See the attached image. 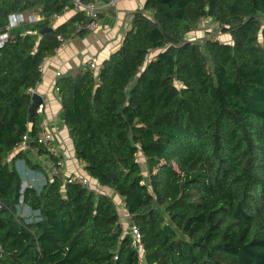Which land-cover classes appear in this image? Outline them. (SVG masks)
Here are the masks:
<instances>
[{
  "label": "trees",
  "instance_id": "obj_1",
  "mask_svg": "<svg viewBox=\"0 0 264 264\" xmlns=\"http://www.w3.org/2000/svg\"><path fill=\"white\" fill-rule=\"evenodd\" d=\"M72 5L0 0V32L9 13L40 16L0 47V264H264V0H145L97 70L57 78L75 156L120 202L13 152L25 133L36 144L31 90L57 36L89 30L83 11L51 24ZM207 17L230 41L187 38ZM17 161L46 176L22 192L29 221Z\"/></svg>",
  "mask_w": 264,
  "mask_h": 264
},
{
  "label": "crops",
  "instance_id": "obj_2",
  "mask_svg": "<svg viewBox=\"0 0 264 264\" xmlns=\"http://www.w3.org/2000/svg\"><path fill=\"white\" fill-rule=\"evenodd\" d=\"M144 2L145 0H116L114 5H104L98 18V26L94 30H88L84 36L68 38L44 63L41 80L34 91L41 95V101L44 102L43 118L49 127L56 131L55 143L60 145L65 169L73 175L88 176L75 156L72 142L60 118L59 95L54 90L57 78L81 70L86 66L89 56H95L98 63L106 59L119 47L133 12L142 9ZM72 14L73 12L66 11L58 17L56 24L66 21ZM56 72H59V75H56ZM16 164L19 171L25 170L24 164L19 161ZM24 174L34 177L38 185L42 184V179L36 172L31 174L25 170ZM102 188L106 187L101 186L100 190ZM112 199L120 202L118 195L113 194Z\"/></svg>",
  "mask_w": 264,
  "mask_h": 264
},
{
  "label": "built area",
  "instance_id": "obj_3",
  "mask_svg": "<svg viewBox=\"0 0 264 264\" xmlns=\"http://www.w3.org/2000/svg\"><path fill=\"white\" fill-rule=\"evenodd\" d=\"M116 0H106L100 1V0H93L89 2H82V0H72V7L69 9V11L75 13L78 11H83L85 15L88 17L89 22L86 24V27L89 30H94L98 26V14L102 11V8L104 5H114ZM68 11V10H66ZM66 11H64L61 15H63ZM60 15H53L51 17V24L54 25L56 23V20L58 19ZM40 19V16L35 13H28L23 14L21 12H12L9 13L7 16V24L5 26V30L0 32V47L4 44V42L8 38V31L19 25L23 21H37ZM207 19V18H203ZM58 40L60 41L59 48L62 47L65 42L68 40V38H65L61 35L57 36ZM150 57V55H146V58ZM86 65L92 69L97 70L99 68V64L96 60L95 56H89L86 60ZM43 64L40 65L42 68ZM56 75H59V72H56ZM54 90L57 92L58 87L55 84ZM35 92L34 89L31 90V93ZM36 112L39 113L42 116V119L39 122V130L37 131L36 138H35V145H31L29 142V135L28 133H25L22 136L21 141L14 147L13 152H17L19 150H24L29 153V155L37 160L40 165L43 167V169L46 170V174L48 177H59L61 180L65 182H76L80 183L82 186L87 188H92L96 191H102L100 190V185L96 181H92L89 176L85 175H73L65 169L64 166V160L61 154V149L59 148L60 145L56 144L55 134L56 131L52 130L49 125L46 123L45 119L43 118V112H44V102H40L36 105ZM40 148L43 150L42 153H39ZM79 164L82 165L83 163L81 160H78ZM24 164V163H23ZM83 166V165H82ZM25 170L31 174H33V170L28 169L25 167ZM21 171V176L25 179H27L26 182H29L34 187L35 185L30 181L31 177L24 174V171ZM38 176L42 179V184L45 182V174L44 172H36ZM27 186L25 183L24 186L20 188V195L18 198L17 203V211L20 215L26 216V220L29 221L32 216L31 214H36L35 212L31 213L30 209L23 203V196L22 192L24 188ZM30 186V185H28ZM37 188V187H36ZM39 190V189H37ZM117 212H118V222L121 225L122 229L128 230L132 235V245L138 249L139 252H143V245L140 243V234L138 231V228L134 223L131 222V214L123 208V206H117ZM127 224V226L125 224Z\"/></svg>",
  "mask_w": 264,
  "mask_h": 264
},
{
  "label": "rangeland",
  "instance_id": "obj_4",
  "mask_svg": "<svg viewBox=\"0 0 264 264\" xmlns=\"http://www.w3.org/2000/svg\"><path fill=\"white\" fill-rule=\"evenodd\" d=\"M206 34L213 36L217 39H219L220 41H230V36L226 33H223L219 30L218 26L213 23V21L207 17V19H202L198 25V27L193 30L190 34L187 35V38L189 40H201L202 38H204L206 36ZM21 175V171H18ZM22 182H21V187L25 185V183L30 186H32V184H30L29 182H26L27 179L21 177ZM91 179V178H90ZM92 180V179H91ZM30 181L33 184H36L34 177H32L30 179ZM93 181V180H92ZM94 182V181H93ZM36 189H39V186H34ZM103 192H107L109 193L110 196L113 195V193L108 189V188H102ZM125 224V223H124ZM127 226V224H125Z\"/></svg>",
  "mask_w": 264,
  "mask_h": 264
},
{
  "label": "water",
  "instance_id": "obj_5",
  "mask_svg": "<svg viewBox=\"0 0 264 264\" xmlns=\"http://www.w3.org/2000/svg\"><path fill=\"white\" fill-rule=\"evenodd\" d=\"M42 100L41 95H39L37 92H33L31 94V104L28 107V120L31 122L33 119V114H34V107L40 103Z\"/></svg>",
  "mask_w": 264,
  "mask_h": 264
}]
</instances>
